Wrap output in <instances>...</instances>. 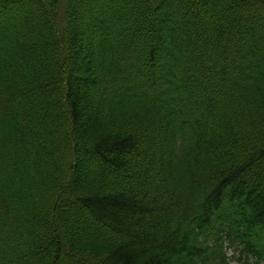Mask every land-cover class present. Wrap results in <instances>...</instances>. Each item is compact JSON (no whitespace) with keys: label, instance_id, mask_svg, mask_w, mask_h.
Masks as SVG:
<instances>
[{"label":"trees","instance_id":"16d2710c","mask_svg":"<svg viewBox=\"0 0 264 264\" xmlns=\"http://www.w3.org/2000/svg\"><path fill=\"white\" fill-rule=\"evenodd\" d=\"M224 236L264 259V0H0V264Z\"/></svg>","mask_w":264,"mask_h":264},{"label":"rangeland","instance_id":"374dc122","mask_svg":"<svg viewBox=\"0 0 264 264\" xmlns=\"http://www.w3.org/2000/svg\"><path fill=\"white\" fill-rule=\"evenodd\" d=\"M228 255L230 256V255H231V252H229ZM231 264H236V263H233V262H232Z\"/></svg>","mask_w":264,"mask_h":264}]
</instances>
